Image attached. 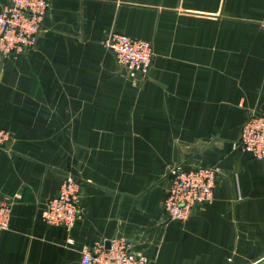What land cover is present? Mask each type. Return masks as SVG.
Instances as JSON below:
<instances>
[{
    "label": "crops",
    "instance_id": "obj_1",
    "mask_svg": "<svg viewBox=\"0 0 264 264\" xmlns=\"http://www.w3.org/2000/svg\"><path fill=\"white\" fill-rule=\"evenodd\" d=\"M111 30L150 41L145 77L116 63ZM250 108L264 0H49L35 44L0 57V264H80L116 236L148 264L262 262L264 158L233 145ZM177 161L218 170L183 221L161 209ZM65 171L80 179L69 230L40 215Z\"/></svg>",
    "mask_w": 264,
    "mask_h": 264
},
{
    "label": "built area",
    "instance_id": "obj_2",
    "mask_svg": "<svg viewBox=\"0 0 264 264\" xmlns=\"http://www.w3.org/2000/svg\"><path fill=\"white\" fill-rule=\"evenodd\" d=\"M49 0H6L0 8V57H9L32 47L38 37L41 21ZM116 63L128 72L145 77L152 59L151 43L147 39L109 31L103 40ZM8 131L0 127V144L8 140ZM233 145L252 157L264 158V111L247 109ZM218 173L215 165L177 161L167 168L166 185L161 209L166 219L185 220L196 204L208 203ZM77 175L65 171L57 192L48 197L40 212L45 223L69 230L79 211V181ZM9 204L0 202V227L8 223ZM70 237L67 241H70ZM80 264H148L143 254L130 249V243L121 236L109 238L108 246L94 242L84 246Z\"/></svg>",
    "mask_w": 264,
    "mask_h": 264
},
{
    "label": "water",
    "instance_id": "obj_3",
    "mask_svg": "<svg viewBox=\"0 0 264 264\" xmlns=\"http://www.w3.org/2000/svg\"><path fill=\"white\" fill-rule=\"evenodd\" d=\"M109 243V239H106V241L104 242V246L107 247ZM258 264H264V260Z\"/></svg>",
    "mask_w": 264,
    "mask_h": 264
}]
</instances>
